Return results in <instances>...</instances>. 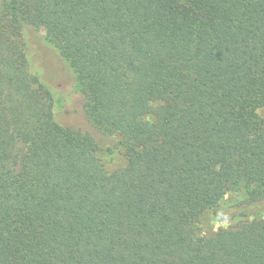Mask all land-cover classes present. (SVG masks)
I'll return each mask as SVG.
<instances>
[{
    "label": "trees",
    "instance_id": "trees-1",
    "mask_svg": "<svg viewBox=\"0 0 264 264\" xmlns=\"http://www.w3.org/2000/svg\"><path fill=\"white\" fill-rule=\"evenodd\" d=\"M0 264H264V0H3Z\"/></svg>",
    "mask_w": 264,
    "mask_h": 264
},
{
    "label": "rangeland",
    "instance_id": "rangeland-1",
    "mask_svg": "<svg viewBox=\"0 0 264 264\" xmlns=\"http://www.w3.org/2000/svg\"><path fill=\"white\" fill-rule=\"evenodd\" d=\"M3 0H0V6ZM26 47L29 49L32 46L41 44L40 37L44 35L43 31L32 30L31 35L26 32ZM54 65H52L53 67ZM55 83L53 85L54 91V110L57 113L58 120L64 124H73L75 126H82L85 129H89V125L86 123L84 114L81 107V96L77 90L73 87L72 81L68 74L64 73L59 67H55ZM101 158L105 161L109 170H113L120 167L124 163L123 155L115 149L112 153L103 152L100 153ZM240 192H230L226 197V203H232L233 200L239 199ZM223 201V200H222ZM224 203V202H223ZM227 203V204H228ZM234 220V219H233ZM233 222L231 219L218 220L214 218L209 210H205L199 220V227L201 233L208 235L215 232L219 227H228Z\"/></svg>",
    "mask_w": 264,
    "mask_h": 264
}]
</instances>
